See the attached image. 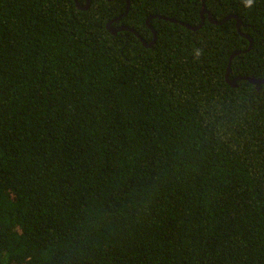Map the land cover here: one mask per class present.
<instances>
[{
  "label": "trees",
  "instance_id": "16d2710c",
  "mask_svg": "<svg viewBox=\"0 0 264 264\" xmlns=\"http://www.w3.org/2000/svg\"><path fill=\"white\" fill-rule=\"evenodd\" d=\"M130 2L0 0V264H264V0Z\"/></svg>",
  "mask_w": 264,
  "mask_h": 264
},
{
  "label": "water",
  "instance_id": "95a60500",
  "mask_svg": "<svg viewBox=\"0 0 264 264\" xmlns=\"http://www.w3.org/2000/svg\"><path fill=\"white\" fill-rule=\"evenodd\" d=\"M126 1H127V10H126V12L123 14V16H121V17H119V18H116V19H114L113 21H111V22L108 24L107 27H108L109 31H110L111 33H113L114 35H117L120 31H132V32H134V33L139 37L140 35H139L138 33H136L135 31H133V30H132L131 28H129V27H120V28H118V29H114V28H112V22H114V21L117 22V21H119L122 17H125V16L128 15L129 10H130V4H131V2H130V0H126ZM90 2H91V0H87L85 6H81V5L79 4L78 0H76L77 7H78L79 9H81V10H86V9H88L89 6H90ZM201 15H202V23H201L199 26H189V25L184 24V23H182V24H183L184 26H186V27H188V28L194 30V31H197V30H199V29L205 24V22H206V18H205V16H207V17H208V20H209L210 22L214 23V24H223V23H225L229 18H233V19L237 20V27H238V30H239V31L241 30V27H242V25H243L241 19H240L238 16H235V15L229 16V17L225 18V19L222 20V21H217L216 19L213 18L212 14L206 10L204 2H203V7H202ZM150 19H151V18H150ZM150 19L148 20V26L151 28V30H152V32H153V36H154V38H153L152 42H150V43H147V42H145V41H143V40L141 39L142 42H143V44H144V46H146V47H152L153 44L155 43L156 39H157V32H156L155 29L150 25ZM166 20H169V21H171V22H177L175 19H166ZM240 32H241V31H240ZM241 34H242V33H241ZM242 35L245 36V37H247V38L249 39V41H250V49H251V48H252V45H253V41H252L251 37H249V36L246 35V34H242ZM240 53H241V51H236V52H234V53L232 54V56L230 57L229 64H228V68H227V73H226V79H227V82L229 83L230 86L236 88V87H238V83H239L240 81L247 80V81L251 82L252 84H254V85L257 87L258 90H260L261 87L264 85V80H258V79H256V78H250V77H239V78H231V77H230L232 61H233V59H234L237 55H239Z\"/></svg>",
  "mask_w": 264,
  "mask_h": 264
},
{
  "label": "clouds",
  "instance_id": "9594fccd",
  "mask_svg": "<svg viewBox=\"0 0 264 264\" xmlns=\"http://www.w3.org/2000/svg\"><path fill=\"white\" fill-rule=\"evenodd\" d=\"M248 6H249V7L252 6V0H249V5H248ZM195 55H196L197 57H199V56L203 55V53H202V51H201L200 49H197V50L195 51Z\"/></svg>",
  "mask_w": 264,
  "mask_h": 264
}]
</instances>
